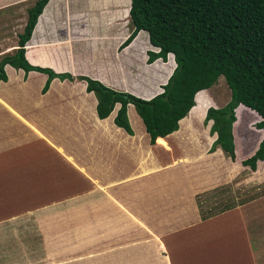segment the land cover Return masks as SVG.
<instances>
[{
	"label": "crops",
	"instance_id": "1",
	"mask_svg": "<svg viewBox=\"0 0 264 264\" xmlns=\"http://www.w3.org/2000/svg\"><path fill=\"white\" fill-rule=\"evenodd\" d=\"M36 1L0 0V14L15 9L10 21H0L3 27L0 31V57L12 54L17 49V35L26 23V11ZM129 4V0L47 1L24 45V57L32 66L68 74L71 81L52 79L46 92L41 94L46 75L34 71L25 74L20 69L4 66L6 82L0 83V264H60L61 256L67 262L63 256L64 244L65 248L69 247L65 235H50L43 227L48 224L67 226L70 221L65 223L67 220L44 215L24 217V213H20L22 209L49 210L52 203H68V199L73 201L98 194L100 219H109L110 225L127 226L130 221L135 220L136 223L141 219L128 205L135 192H142L139 204L148 216L155 217L173 208L179 211L177 216L181 217L180 223L188 224V227L181 226V231L174 237L175 241L168 247H173L175 242L179 249L189 245L190 255L198 259L196 264H225V257L228 259L226 264H264L259 260L262 258L264 261L263 250L256 249L261 247L260 236L255 233V225L264 219V206L261 207L263 213L258 207L251 210L256 213L246 210L249 206L258 205L257 201L262 198L248 204L234 201L235 206L232 203V206L226 205L225 212L214 218H199L200 207L195 205V199L204 194L201 190L203 187L199 188L200 181L201 185L214 189L223 184V187H229L226 186L230 183L227 182L228 178L225 182L222 180V165H239L236 152L235 161L231 162L216 149L227 162L223 158H216L223 162L220 166L214 162L215 159H211L213 162L205 168L209 169L207 173L199 174L195 170L193 179L192 176L187 178L190 190L180 188L177 192H169L163 186V181H152L158 170L167 169L169 162L181 155L176 147L183 143L196 146L185 137L176 140H171V137L179 136L184 129L194 125L193 119L200 111L194 115L190 112L197 106L198 94L202 101L212 105L206 90L195 95V106L179 121L178 131L157 138L153 145L149 143L137 115L134 118L139 123L138 132L131 125V134L128 135L114 125L119 104L114 105L106 118H97L96 99L92 93L86 92V84L78 80L79 77L96 80L112 90L149 99L161 92L160 87L166 83L175 66L172 56L165 63L160 59L146 63V53H156L158 49L150 45L144 31H139L127 46L120 48L133 31L128 18ZM169 62L172 64L170 70L168 65H164ZM132 109L131 105H127V120ZM205 109L201 116H204ZM11 131H14V135ZM213 140L214 136L211 143ZM164 141L171 144L166 143L170 148L155 144L161 145ZM194 156L195 159L200 157L197 151ZM197 181L199 185H195L196 190L193 191L191 184ZM125 193L130 195V200L124 198ZM261 201L264 204V200ZM81 202H78V208H91L86 202ZM187 203L191 207H187ZM110 210L121 217L115 214L102 216ZM232 215L237 220H229ZM184 219L189 220L183 222ZM213 223L216 226L233 223L237 228L225 232L213 229L206 234L203 245H200L202 241L196 245V236L183 234L204 226L214 228ZM48 238L54 241L50 250L46 246ZM252 241L259 243L254 245L255 249L252 248ZM233 244L236 245L232 249ZM201 246L203 251L199 250ZM227 246H232L230 252L225 249ZM13 247L17 249L14 252ZM160 250L163 251V248L160 247ZM134 254L135 251L130 250L128 264H139ZM220 254L224 257H220ZM151 257L147 253L142 260L150 261ZM50 258L56 261L49 262ZM164 259L165 263H161L159 258L157 260L160 264H168Z\"/></svg>",
	"mask_w": 264,
	"mask_h": 264
},
{
	"label": "trees",
	"instance_id": "2",
	"mask_svg": "<svg viewBox=\"0 0 264 264\" xmlns=\"http://www.w3.org/2000/svg\"><path fill=\"white\" fill-rule=\"evenodd\" d=\"M47 1L37 0L27 9L26 23L17 35V49L0 57V83L6 82L5 65L25 74L34 71L46 75L41 94L46 92L52 79L72 80L66 73L32 66L24 57V45ZM129 1L128 18L133 31L120 48L127 46L139 31H144L150 45L158 49L156 53H146V63L156 59L165 63L172 56L175 66L160 87L161 92L149 99L79 77L86 84V92L96 99L97 118H106L114 105L119 104L113 123L130 135L126 107L131 105L153 145L157 138L177 131L179 121L195 106V95L211 88L222 77L229 90V100L221 107H208L203 117L204 124L210 123L209 135L214 136L208 152L221 158V153L216 151L219 149L234 162L236 155L241 156L234 141L235 125L240 123L243 112L259 118L255 128L262 133L261 138L251 154L240 161L242 169L255 170L249 175L251 183L256 184L257 178L264 177V0ZM231 165L239 167L236 163ZM258 196L262 195L250 196L246 204L264 197Z\"/></svg>",
	"mask_w": 264,
	"mask_h": 264
},
{
	"label": "rangeland",
	"instance_id": "3",
	"mask_svg": "<svg viewBox=\"0 0 264 264\" xmlns=\"http://www.w3.org/2000/svg\"><path fill=\"white\" fill-rule=\"evenodd\" d=\"M5 12L6 13L4 14H0V21L4 19L10 21V17L13 16L15 9H13L12 11L5 10ZM2 28L3 27L0 24V31ZM164 65H168L169 70L172 67L171 62ZM206 95L209 99H211L212 105L209 106L207 102L202 101L200 98V94H198L196 97L197 106L190 112L191 115H194L196 111H200L198 112L199 115L195 116L193 119L194 125H190L186 129H184V131H182L179 136L171 137V140L182 139L183 137H185L190 143L195 144L196 146L190 147L189 145L183 143L182 145H179L178 148L176 147L181 155H177L178 157L173 158V160L170 161L167 165V169L158 170L159 173L152 178V181L154 182L158 180L163 181V186L167 187L169 192H177L180 188L186 191L187 189L190 190L189 185H187V178L190 179V177L192 176L191 179H193V176L196 173L195 170L199 171V174H203L205 172L207 173L209 169L205 168L211 165L210 163L213 162L211 159H215L214 162L216 161L215 163H219L220 166L223 163L216 160V158H220V156H213L208 152V148H210L212 140V136H210L208 133L210 123L204 124V116H201L206 107L218 108L223 106L229 100V90L222 77H219L216 83L211 88L206 90ZM130 114L131 115H129L128 120L130 127L132 125L133 128L136 129V132L140 131L139 123L136 122L134 118V115L135 117L137 116L133 109L131 110ZM259 120V118H255L252 114L243 112L240 123L235 125V127L237 128L236 133L234 134V141L237 144L238 150L241 155L239 158L240 161L241 159H246L251 154L252 150L256 147L259 139L261 138L262 133H258V130L255 128V124L259 122ZM11 132L14 135V131ZM178 141L180 140H177V142ZM166 143L167 142L164 141V143L161 144L162 146L158 143L155 144L166 149H168V147L170 148V146L167 147L168 143ZM195 151H197L198 155H200V157L198 158L199 160L197 158L195 159ZM170 153L171 151L168 154ZM206 153L207 155H205ZM222 155L223 154H221V158L224 157V155ZM223 160H225L224 162H227L226 158H223ZM262 164V167L264 168V161ZM222 169L224 170L222 174V180H224L225 182L227 178L230 179L231 181L229 185H226L230 188L223 187V184L221 186H217L219 188L214 189V187L212 188L207 185H201L202 181L199 182L200 185L198 184V181L191 184V187L194 186L193 188H191L193 189V191L196 190L195 185H199V188L203 187V189L201 190L205 194H203V196L201 195L202 198L201 196L197 198L195 196V205L197 206L198 204V206L200 207V210L198 212L199 214L202 213L199 218H214L217 216H221L223 212H225V206H229L231 203L234 204V201L239 200L240 202L247 203L250 196L251 198H253L257 195H264V177L262 179L257 178L256 184H252L250 181L251 176L249 175L251 172L248 169H242V167L240 166L232 167V165L228 163H226V167L222 165ZM193 170L194 172L191 173V171ZM246 180H249V183H247ZM145 183L148 184V182L146 181ZM235 186L237 187L235 188ZM141 195L142 192H135L134 197L131 200L129 194L125 193L123 195L125 199L130 200L128 205L132 208V212L141 217V219L138 217L140 222L138 221L135 223V220L132 222L130 221L127 226L110 225L109 219H100V216H98V194L88 195L80 199H74L73 201L71 199H68V201H70L68 203L64 201H61L60 203H54V205L52 203L49 210L31 211L30 209H22L20 213H24V217H40L41 215H44V217L54 218L56 220H67L65 221V223L70 221L69 225L67 226L48 224L43 227V229L46 230L45 232H48L50 235L53 233L55 235H65L66 237L65 240L67 241V245H69V247L65 248L66 245L64 244L63 256L67 258V262L66 259L62 258L61 256V258L59 259L60 264H128L127 257L130 253V250L133 252L135 251L134 255L136 257V261H138L139 264H149V262H151L150 264H160L157 260L158 258L161 263H165L164 258H166L168 264H196V261L198 259L193 258V256L190 255L191 250L189 248L191 247L189 245H184L182 249H179V245H177V243L175 242L173 247H168V244H171L172 241H175L174 237L181 231V226H183V228L186 227V229L188 227V224H186L185 226V223L184 225L180 223L182 222L181 217H179V215L177 216L179 211L173 208L168 209L167 211L163 212V214L158 213L155 217L148 216L146 214V211H144L142 209V206L139 204ZM8 196L9 194L6 195V198H8ZM261 200H264V198H262ZM261 200L257 201L258 205L253 207L249 206L248 208H246V210L255 212L251 210H255L256 207H258V209H260V213H263L261 211V207H263L264 204ZM80 201H82L81 203L86 202V205L88 207H91L92 209L89 208L82 210L78 208V202ZM235 205L236 204H234L233 206ZM187 207H191V204H188ZM8 211L12 212L13 210L8 209ZM106 212L108 214L102 215L103 217L110 214H115L116 216L119 215V217H121V215L114 210ZM235 217V215H232L230 216L229 220H237V218ZM119 219L121 220L122 218ZM188 220L189 219H184L183 222ZM165 221H167V224H165ZM163 222L164 224H162ZM213 226L214 228L212 226H204L203 228L199 229L195 228L192 230L193 232L187 233L185 231L183 232V234L196 236L198 240L196 242V245L200 244L199 241H202L200 245H203L206 239V234L211 230L216 229L217 231L219 230L221 232H225L224 230L233 231L234 227L237 228L236 224L233 223H230L229 226L225 225L224 223L216 226L213 223ZM255 227H257V229H255V233H258L261 241V247L258 246L259 248L256 247V249L257 251H259L260 249L263 250L264 254V219L261 220V223L257 222V225H255ZM35 228V226L32 227L33 230H35ZM39 228L42 227L40 226ZM199 235H201V238H198ZM51 239L52 238H48V241L46 243V246L49 247V250L51 249V245L54 243V241L51 242ZM252 243L253 249H255L254 245L256 246V244H259L258 242L253 241ZM133 244H136V246H134ZM235 245L236 244H233V247L227 246L225 249L230 252V248L232 247L233 249ZM160 247L163 248V251L160 250ZM29 249H31V247ZM225 249H223L224 252ZM7 250L9 251V247L7 248ZM16 250L17 249L15 247L12 248L13 252ZM199 250L203 251L204 248L201 246ZM147 253L152 256L151 260H142V257L146 256ZM230 255H232V253H230ZM118 256L121 257L119 258ZM222 256L223 255L220 254V257ZM259 260H262V262H264L262 258H260ZM54 261H56V259H49V262ZM214 262L216 263L217 260L214 259ZM227 262L228 259L225 257V264ZM241 264H243V262Z\"/></svg>",
	"mask_w": 264,
	"mask_h": 264
}]
</instances>
